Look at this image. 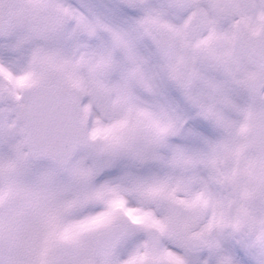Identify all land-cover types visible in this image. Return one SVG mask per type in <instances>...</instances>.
<instances>
[{
  "label": "snow or ice",
  "instance_id": "6c2138e0",
  "mask_svg": "<svg viewBox=\"0 0 264 264\" xmlns=\"http://www.w3.org/2000/svg\"><path fill=\"white\" fill-rule=\"evenodd\" d=\"M0 264H264V0H0Z\"/></svg>",
  "mask_w": 264,
  "mask_h": 264
}]
</instances>
